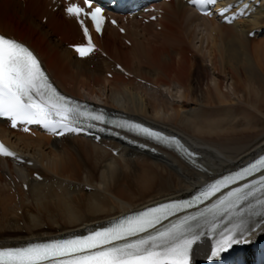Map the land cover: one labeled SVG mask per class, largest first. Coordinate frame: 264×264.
<instances>
[{
  "label": "bare ground",
  "instance_id": "6f19581e",
  "mask_svg": "<svg viewBox=\"0 0 264 264\" xmlns=\"http://www.w3.org/2000/svg\"><path fill=\"white\" fill-rule=\"evenodd\" d=\"M223 1L236 7L249 5L248 14L233 24L218 19L216 22L214 17L210 20V28H218L222 35L221 40L208 39L206 45H211L208 60L218 75L198 94L200 79L193 80L196 62L188 53L194 50L191 40L197 32L195 21L203 23L207 18L184 0H170L159 6L163 15L156 22L161 31L155 32L153 22L143 23L138 17L127 22L121 18L125 34L114 26L105 27L103 37L98 38L100 45L115 64L133 73V77L126 78L115 70L113 82L102 77L101 71L86 67L90 58L78 59L72 50L64 49V43H75L81 32L76 20L67 17L62 9H54L51 0H0V31L28 43L61 89L91 102L102 100V105L111 102L125 117L179 137L198 154L186 162L184 156L160 145L155 147L156 153L150 152L144 150L148 141L132 135H127V144L106 137L95 141L72 135L54 138L44 133L33 138L7 130L1 123L4 138L33 160L35 166L14 164L13 168L10 159L0 157V169L7 174L5 177L0 173V182L9 180L0 184V245L18 246L106 226L111 220L163 200L190 196L264 151V65L257 63L259 57L252 61L249 57L244 62L239 52L249 42L254 28H264V0ZM161 42L171 48L166 49L170 53L167 51L168 57L165 56L171 60L170 68L164 78H152L144 68L163 69L161 62L165 58L160 62L158 57H151ZM225 82H229L231 93L223 90ZM151 88H160L162 94L166 90L168 100L152 96ZM174 90L175 99L170 101ZM116 149L118 156L113 154ZM39 167L42 180L32 176ZM261 174L264 173L250 180H258ZM9 182L13 184L8 185ZM23 183L28 184L27 192L22 189ZM260 196L257 192L256 198ZM249 204L259 208L252 197L241 207ZM244 216L250 234L246 245L260 242L264 239V215ZM228 226L229 220L223 219L221 227ZM206 229L205 226L200 231L206 233ZM24 230L26 233H22ZM195 246L203 247V239ZM196 254L199 255L197 251Z\"/></svg>",
  "mask_w": 264,
  "mask_h": 264
},
{
  "label": "snow or ice",
  "instance_id": "6c2138e0",
  "mask_svg": "<svg viewBox=\"0 0 264 264\" xmlns=\"http://www.w3.org/2000/svg\"><path fill=\"white\" fill-rule=\"evenodd\" d=\"M189 2L208 10L217 0ZM83 4L90 10L86 11L79 3H68L64 8L68 16L77 18L87 38L86 45L75 46L82 57L96 47L82 17L90 18L98 33L102 32L105 21L102 7H93L92 0H83ZM248 9L249 5L245 4L240 14L247 15ZM220 14L229 23L236 18L235 13L229 17L227 9ZM0 117L9 120L13 128L21 123L36 124L58 136L83 132L85 128L82 125L85 123L88 128L96 127L92 121L111 123L175 146L190 159L195 155L175 137L130 120L109 121L103 111L91 110L61 94L34 52L24 42L4 33H0ZM24 130L28 131V128ZM0 156L20 159L2 142ZM256 173H264V155L238 171L207 184L189 200L158 203L115 219L108 226L89 230L86 235L73 234L19 246L0 245V264H192L194 245L205 235L212 237L207 259L219 258L234 245L250 242L244 214L247 213L248 217L264 215V174L258 180L232 187L199 211L182 215L167 224L163 221L202 204L221 189H227ZM257 192L261 194L260 198H256ZM250 197L256 200L259 208L252 204L241 207ZM223 219H228L230 226L222 228ZM205 226L208 229L206 233L200 231Z\"/></svg>",
  "mask_w": 264,
  "mask_h": 264
},
{
  "label": "rangeland",
  "instance_id": "374dc122",
  "mask_svg": "<svg viewBox=\"0 0 264 264\" xmlns=\"http://www.w3.org/2000/svg\"><path fill=\"white\" fill-rule=\"evenodd\" d=\"M207 19V21H204L203 23H200V21L202 22V20H197V21H195V25H196V27H194L195 28V30L197 31V32H195L194 33V36H193V38H192V40H191V45L193 46V49L194 50H192L191 52H189L188 53V55L192 58V59H194V60H192V61H195L196 63V65H195V70H194V78H193V80L194 81H196L197 79H200L199 81V88L197 89V93L198 94H200L201 93V91L202 90H205L206 89V87L208 86V85H211L212 84V82H213V76L214 75H218L217 73H214V71H213V69H212V66H211V63L209 62V60H208V51H209V49L211 48V45H209V46H206V45H208L207 43L208 42H211V41H213V40H221L222 39V35L221 34H219V32H221L220 30L218 31V28H216V29H212V28H210L211 26V24L209 23L210 22V20L211 19H213V18H209V17H206ZM214 19H216V18H214ZM240 20H242V19H240ZM216 22H218L217 21V19H216ZM141 23V22H140ZM198 23V24H197ZM205 23V24H204ZM152 27H153V30H155V32H157V31H161L162 30V28L160 27V26H157V22H153L152 23ZM207 27V28H206ZM201 28V29H200ZM255 30H256V34H254V35H252L251 34V32L249 33V37H250V40H249V42H245L244 43V45H243V47L241 48V50L239 51L240 53H241V57H242V60L244 61V59H246V62H247V59L248 60H250L251 59V61L252 60H256L258 57H259V59H257L256 61H257V63H259V61H260V63L262 64V65H264V28L263 29H260V30H257L256 28H254ZM254 29H253V31H254ZM215 30V31H214ZM260 31V32H259ZM154 32V31H153ZM208 32V33H207ZM158 33H160V32H158ZM217 33V34H216ZM213 34V35H212ZM219 35H221V36H219ZM161 36V35H160ZM215 37H216V39H215ZM212 38V39H211ZM61 38H60V35H57V40H60ZM156 39H159V38H157L156 37ZM209 39V40H208ZM211 39V40H210ZM207 40H208V42H207ZM67 43V44H66ZM162 43V42H161ZM159 44L158 46H157V48H158V51H152L151 52V57H152V60H154V59H157V57H158V60L161 62L164 58V62H161L162 64H163V69H160V68H158V70H152V66H145V71H147V72H149L150 74H151V76H152V78H154V76H155V78L158 76L159 78H164V76H167V74L166 73H168V71H169V68H170V64H169V62L171 61L170 60V58H166V57H168L166 54H168V53H170L168 50H166L168 47H169V44ZM69 44V42H65L64 43V49L65 50H67L68 49V47H67V45ZM257 44V45H256ZM248 45V46H247ZM162 46V47H161ZM163 46H165V47H163ZM203 46V47H202ZM261 46V47H260ZM160 47V48H159ZM201 47H202V49H201ZM191 48V47H190ZM162 49H165V50H162ZM169 50L171 49V48H168ZM186 49L189 51V50H191V49H189V48H187V46H186ZM197 49V50H196ZM200 49H201V51H200ZM68 50H71V49H68ZM67 50V51H68ZM162 50V51H161ZM162 53H161V52ZM167 51H168V53H167ZM172 51H173V49H172ZM171 51V52H172ZM242 51V52H241ZM158 52V53H157ZM193 52V53H192ZM197 53L196 55H194V53ZM250 52V53H249ZM252 52V53H251ZM163 53H165V54H163ZM158 56H157V55ZM198 55V56H197ZM206 55V56H205ZM166 56V57H165ZM263 56V57H262ZM200 57V58H199ZM245 57V58H244ZM249 57H250V59H249ZM163 58V59H162ZM206 58V59H205ZM169 59V60H168ZM200 59V60H199ZM101 60V61H100ZM206 60H208V61H206ZM168 61V62H167ZM245 62V61H244ZM102 64V65H101ZM112 64H114L115 65V63H113V60H111V58H105V57H100V56H97V57H94L93 59L92 58H90V60H87L86 61V67L87 68H89V69H91V70H97V71H101V73H102V77H104V78H107L109 81H111V82H113V77L112 78H110L109 76H108V73L109 72H111V73H113V74H115V71L113 70V65ZM176 66H180V65H176ZM167 68H168V70H167ZM164 70V71H163ZM158 72V73H156V72ZM162 73V74H161ZM163 73H165V74H163ZM157 74V75H156ZM163 76V77H162ZM208 84V85H207ZM228 84V85H227ZM91 88H93V83H90V85H89ZM229 88V89H228ZM153 89V90H152ZM157 91L158 92V94L159 95H155V91ZM200 90V91H199ZM223 90H228L227 91V93H231L230 92V85H229V82L227 83V82H225V84H224V86H223ZM150 92V94H152V96H153V94H154V97H157V98H160V100L162 99V100H165V99H167L168 100V97L166 96L167 94H166V90L163 92V94H162V92H161V90H160V88L159 89H157V88H151V90H149ZM175 91L176 90H174L173 91V94H174V98H172L171 96H170V94H169V99H170V101H173V99H175ZM76 94H78V93H76ZM104 97V96H103ZM102 97V99H105L106 98V96L103 98ZM87 98V97H86ZM94 99H92V101H93ZM94 103H96L97 105H102V103H103V101L102 100H94L93 101ZM164 102V101H163ZM162 102V103H163ZM169 102V101H168ZM101 103V104H100ZM109 103H111V102H109ZM107 104V105H104V106H106V107H110V109H115V107H114V105H112V104ZM164 104H165V102H164ZM103 106V105H102ZM31 136V135H30ZM31 137H33V136H31ZM33 138H35V137H33ZM116 156H118V155H116ZM10 163H11V165H12V167L14 168V163H12V161L10 160ZM7 165H8V163H7ZM38 171H37V173L39 172V174H41V171H42V169L39 167L38 169H37ZM6 171L7 172H10V170H9V168L7 167V169H6ZM34 172H36V171H34ZM34 172H33V174H32V176H34ZM0 173H2V174H4V176L5 175H7L6 173H5V170L4 169H0ZM6 177V176H5ZM35 177V176H34ZM16 178V177H15ZM17 179V182L19 183V184H21V181L19 180V178H16ZM7 181H9L7 178H5V180H4V182H0V184H5ZM11 184H13L12 182H9L8 183V185H11ZM21 187V186H20ZM22 188V187H21ZM87 188H89V187H87ZM25 192H27V190H25L24 188H22ZM88 190V189H87ZM18 197H20L19 195H18ZM22 213V210H19V215ZM20 224L23 226V221H21L20 222ZM48 224H45L44 225V228L45 229H48ZM22 233H26V231L24 230V231H22Z\"/></svg>",
  "mask_w": 264,
  "mask_h": 264
}]
</instances>
